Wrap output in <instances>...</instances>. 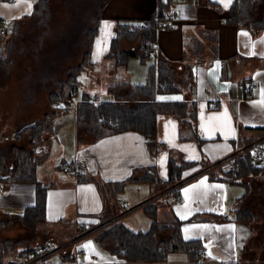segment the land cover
<instances>
[{"label": "crops", "instance_id": "crops-1", "mask_svg": "<svg viewBox=\"0 0 264 264\" xmlns=\"http://www.w3.org/2000/svg\"><path fill=\"white\" fill-rule=\"evenodd\" d=\"M171 1V28L157 32L156 44L146 60L136 54L125 65L116 64V59L109 56L119 22L144 21L158 8L159 0H110L102 5L95 20L90 69L83 70L78 80H89L83 76L86 74L94 76L98 83L100 77L104 78L106 96L102 99L95 94L102 102L126 98L132 86L147 85L153 78L155 101L192 105L200 139L189 124L162 113L156 120L160 144L156 155L149 150L147 139L135 131L82 142L78 138L76 111L83 100L78 102L73 120L71 107L55 118L47 136L48 157L36 168L37 181L47 187L45 219L33 228L22 221L25 211L36 205V181L0 182V242H9L2 252L3 261L19 262L44 244L51 259H74L84 264H264V171L228 181L224 179L227 169L218 162L243 141L253 138L261 140L264 151V29L253 33L228 23L235 0ZM34 3L35 0H16L14 4L0 0V20L8 29L7 35L0 36L6 63L0 69V158L12 145L30 150L32 135L20 136L18 132L33 126L39 120L35 117L38 112H44V117L56 109L48 102L43 82L25 85L29 83L27 78L26 83L19 84L20 70L13 64L16 53L10 46L5 50V45L12 44L11 32L32 15ZM138 46V41L123 40L119 51H137ZM40 60L34 61L33 67ZM161 60L174 72L173 87L177 90L173 92L161 90L164 83L157 82ZM34 73L37 81L39 70ZM64 75L54 76L55 90ZM181 81L183 88L179 90ZM71 130L73 134L68 135ZM62 132L67 135L60 138ZM50 154L60 161L54 165L49 161ZM76 157H85L91 171L72 174L60 169L61 162ZM170 161L186 166L180 185L167 194L174 185L161 188V184L168 180ZM256 161L260 163L254 160L257 166H264V159L257 155ZM155 171L161 184L145 180ZM114 183L124 185L117 186L113 193ZM177 196L182 198L180 203L176 202ZM155 199L161 200L157 203V220L179 222L183 239L196 240L204 248L200 259L172 252L162 262L128 263L100 248L94 235H89L93 228L118 216L130 228L147 231L152 220L141 205ZM136 209H141L144 216L131 217ZM239 209L249 210L252 219L238 220ZM101 218H105L103 223ZM68 255L70 258H65Z\"/></svg>", "mask_w": 264, "mask_h": 264}, {"label": "trees", "instance_id": "trees-1", "mask_svg": "<svg viewBox=\"0 0 264 264\" xmlns=\"http://www.w3.org/2000/svg\"><path fill=\"white\" fill-rule=\"evenodd\" d=\"M110 0H103L104 5ZM171 0H159L158 8L152 12L144 21H120L117 26V35L112 41L110 57L116 59V64L125 65L132 55H140L143 60L150 56L146 50L149 45L156 44L157 32L168 22L171 16ZM49 9V0H35L32 18L43 20V13ZM99 9V8H98ZM228 23L231 25L247 28L253 33L264 29V0H235L229 11ZM91 15V14H90ZM82 16L81 18H84ZM144 23H147L144 25ZM85 25L79 26L81 32L77 31V37L81 38L83 31L85 33L84 42L87 43V51L82 58L79 66L71 67L64 73L66 77L62 80L58 90L49 93L48 100L51 104L58 101L63 106L55 107L51 113L44 115L42 119L37 120L33 126L26 128L18 134L32 135V145L29 150L23 146L12 145L5 152L3 158H0V182H23L36 181V205L29 208L22 215L23 223L33 228L45 219L46 191L47 187L37 181L36 168L48 157V134L51 132L55 118L68 111L71 107L75 94L77 93L80 81L78 77L90 63V53L93 37L96 33V25L83 30ZM138 41V50L126 52L119 51L121 42ZM14 43V42H13ZM5 45L12 47L15 44ZM74 49L68 50L65 56H70ZM4 49L0 48V69L6 64L3 57ZM5 56V55H4ZM10 56H6L9 58ZM7 62V61H6ZM173 70L171 65L164 61L158 63V83L165 84V91L173 92L177 90L174 85ZM52 79L55 78L52 76ZM46 80V79H45ZM51 81V83L53 82ZM45 82V81H44ZM43 82V83H44ZM182 90V81L178 85ZM193 87V86H191ZM155 81L151 78L150 82L144 86H132L128 90L126 98H117L114 101L91 102L88 94L77 106V123L79 128L78 138L82 142H91L105 136L113 135L125 131H135L147 139V146L153 155L160 150V144L157 142V116L162 113L173 115L181 124H189L193 128L197 139V129L195 123V113L192 105L187 102L161 103L155 101ZM264 129V128H263ZM47 137V138H46ZM254 138L243 141L245 151L237 160L238 170L233 176L227 171L224 174L228 181H236L240 178L257 175L264 171V166L255 165L252 159V146ZM248 146V147H247ZM186 165H174L170 161L168 180L161 181L156 171L154 175L145 179L152 184L163 182L164 187L174 185L167 189V194L173 192L180 185L182 169ZM2 174H7L2 178ZM212 177V176H211ZM163 184H161L163 186ZM113 193L117 192V186L123 183H114ZM119 190V189H118ZM105 193V192H103ZM107 193V192H106ZM173 194V193H172ZM106 195V194H105ZM109 204H106L108 209ZM141 208L152 220L150 228L147 231H137L127 226L121 217H115L112 220L93 228L89 235H94L97 245L111 254H116L128 263H154L167 260L172 252H184L190 259H200L204 253V248L196 240H184L181 235L180 223H164L157 220V203L149 201L141 205ZM106 211V210H105ZM119 212V209L118 211ZM116 212V213H117ZM115 213V214H116ZM114 215V214H112ZM238 220L250 221L252 213L248 210H237ZM220 218V217H219ZM101 218L100 222H104ZM168 233V234H166ZM9 247V242H0V261L4 260V248ZM65 258H70L66 256Z\"/></svg>", "mask_w": 264, "mask_h": 264}, {"label": "rangeland", "instance_id": "rangeland-1", "mask_svg": "<svg viewBox=\"0 0 264 264\" xmlns=\"http://www.w3.org/2000/svg\"><path fill=\"white\" fill-rule=\"evenodd\" d=\"M102 2L103 0H49V9L43 13V20L39 22L38 19L36 20V18L30 16L19 23L15 31L11 32L12 34L10 35L11 43L14 42L13 44H15L13 51L16 53L13 64L20 70L18 74L19 84L22 81L26 83L27 78L29 83L25 85L33 83H40L41 85L45 81L44 85L46 86L48 99L49 93L56 89L52 85L54 81L51 83L53 80L52 76L57 77L62 73L64 75L67 67H75L81 63L87 51V43L84 42V31L81 38L77 37V31L81 32L79 28L81 22L82 25H85L83 30L95 26L98 8L102 6ZM82 16L85 17L81 18ZM71 49H74L73 53L70 56H65L69 52L68 50ZM37 59H41L39 65L33 67L34 61ZM87 69H90L89 65L85 70ZM35 70H39V76L36 78L37 81H35ZM83 76L88 77L89 80H84V82L80 80L82 83L77 90V95L74 97L70 108L72 120L75 114L74 105L84 99V93L88 92L92 96L98 94L102 99L107 94L103 83L104 78L100 77V82L98 83L94 76H88L87 74ZM64 77L66 76L64 75ZM119 77L117 76V78ZM43 114L44 112L35 114L36 119L43 118ZM67 133L68 135L73 134V130ZM65 135L67 134L62 132L60 138ZM244 146L245 144L241 143L242 149ZM251 152L253 153L252 159L254 158L255 162L260 164L256 161L255 151L251 150ZM49 157V161L54 165L61 159L54 158L52 154ZM255 181L259 182V180ZM144 186L145 188H149L150 185L145 184ZM163 187L161 186V188ZM160 201V199L154 200L155 203H159ZM124 206L127 205L124 203ZM137 215L144 216L141 209H136L134 215L131 217H136ZM126 219L128 220L129 218Z\"/></svg>", "mask_w": 264, "mask_h": 264}, {"label": "built area", "instance_id": "built-area-1", "mask_svg": "<svg viewBox=\"0 0 264 264\" xmlns=\"http://www.w3.org/2000/svg\"><path fill=\"white\" fill-rule=\"evenodd\" d=\"M4 2L14 4L16 0H3ZM178 17V14H174V18ZM147 23H144L146 25ZM171 28V23L166 22L160 29H169ZM8 29L5 25V22L3 20H0V36L7 35ZM147 51H153L152 46H148L146 48ZM256 85H252V88H255ZM161 90H165V85L160 86ZM99 96L94 95L89 98L91 102H99ZM55 107L63 106V103L58 101L54 103ZM261 140L254 141L249 146L252 148V150L256 151V155L259 159H264V151L260 147ZM245 151V148H236L231 154L224 156L221 160H219V165L222 166V168L227 169V171L231 172V174L234 176L238 170V163L237 160L240 157V155ZM60 169L64 173H72V174H78L81 171H91V166L88 162V160L85 157H76L71 161L67 162H61L60 163ZM0 192H2V185L0 184ZM182 201V198L180 196H177L176 202L180 203ZM0 264H84L80 262L79 260L74 259H64V260H53L50 258V252L47 250L44 246V244L38 245L36 247V250L30 255L25 256L23 260L19 262H10V261H0Z\"/></svg>", "mask_w": 264, "mask_h": 264}, {"label": "snow or ice", "instance_id": "snow-or-ice-1", "mask_svg": "<svg viewBox=\"0 0 264 264\" xmlns=\"http://www.w3.org/2000/svg\"><path fill=\"white\" fill-rule=\"evenodd\" d=\"M225 6H227V5H225ZM28 7H29V9L31 8V4H28ZM30 14V13H29ZM108 25L106 24V27H107ZM161 99H165L164 97H161ZM187 231V230H186ZM186 238H188V237H186Z\"/></svg>", "mask_w": 264, "mask_h": 264}]
</instances>
